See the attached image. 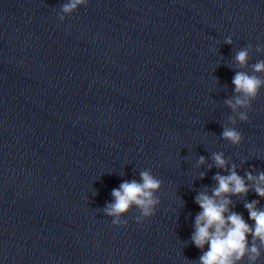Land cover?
<instances>
[{"label":"clouds","instance_id":"9594fccd","mask_svg":"<svg viewBox=\"0 0 264 264\" xmlns=\"http://www.w3.org/2000/svg\"><path fill=\"white\" fill-rule=\"evenodd\" d=\"M87 2L88 0H69L68 3L62 5V11L71 13L78 5H87ZM226 42L231 43V40ZM235 59L241 67L246 66L248 51H239ZM253 69L255 72L264 71V61L253 65ZM232 83L238 95L235 103L232 100L226 103L234 111L237 106H249L250 101L257 96L260 87L264 86V80L254 75L250 76L243 71L236 72ZM240 119L247 120L248 117L241 113ZM222 138L238 144L242 140V135L235 129L225 127ZM213 159L218 168H225L226 161L222 153L214 154ZM200 163H204L203 157L200 158ZM246 177L248 181L253 182L252 190L259 197L264 198V173L253 176L249 172L246 173ZM214 179L217 186L212 189V194L201 192L196 197V203L201 212L195 218L192 241L200 249H203L205 245L208 246V250L200 257V264H237L245 255L248 256L250 264H255L260 256V248L264 247V210L257 208L258 201L245 204L249 219L254 222V226L249 225L242 215L230 211L229 205L232 201L228 197L247 195L250 191L245 179L236 173L234 166L229 175L218 173ZM140 180L141 182L125 181L118 189H113L111 194L114 202L108 204L105 209L109 216L116 217L113 224H119V216L128 212L133 205L138 206L145 217L153 214V206L159 202L154 197V193L160 188L161 181L153 177L149 171L141 172ZM249 235L253 238L251 246L247 239ZM257 241L260 247L257 246Z\"/></svg>","mask_w":264,"mask_h":264}]
</instances>
